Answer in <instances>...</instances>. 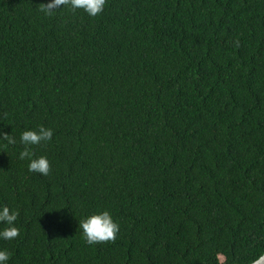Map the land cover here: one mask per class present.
I'll return each instance as SVG.
<instances>
[{"label": "trees", "instance_id": "trees-1", "mask_svg": "<svg viewBox=\"0 0 264 264\" xmlns=\"http://www.w3.org/2000/svg\"><path fill=\"white\" fill-rule=\"evenodd\" d=\"M0 0L6 264H250L264 253V0ZM48 175L19 158L22 132ZM107 210L114 242L79 222ZM6 225L0 224V230Z\"/></svg>", "mask_w": 264, "mask_h": 264}, {"label": "clouds", "instance_id": "clouds-1", "mask_svg": "<svg viewBox=\"0 0 264 264\" xmlns=\"http://www.w3.org/2000/svg\"><path fill=\"white\" fill-rule=\"evenodd\" d=\"M106 4V0H51L48 3L40 4L39 10L46 15L51 16L61 6H70L75 11L83 9L89 16L99 15ZM53 131L50 128L40 126L36 130H26L20 136V142L25 146L19 153L21 160L28 159V170L38 172L42 175H48L51 166L46 156L34 157L30 146L39 145L42 142L51 140ZM0 139L9 144H15L16 140L10 134L0 131ZM19 212L10 209L8 206L0 207V224L6 225L0 230V238L5 240L15 239L19 235V229L15 226V221ZM82 229V235L89 245L96 243L114 242L119 231V225L113 220L109 211L104 210L99 213H93L79 222ZM10 256L7 250H0V264H6ZM260 260H264L261 257ZM252 264H260L259 260H254Z\"/></svg>", "mask_w": 264, "mask_h": 264}, {"label": "water", "instance_id": "water-1", "mask_svg": "<svg viewBox=\"0 0 264 264\" xmlns=\"http://www.w3.org/2000/svg\"><path fill=\"white\" fill-rule=\"evenodd\" d=\"M261 257H264V253L259 258H257L256 260H259L260 264H264V260H260ZM250 264H252V263H250Z\"/></svg>", "mask_w": 264, "mask_h": 264}]
</instances>
